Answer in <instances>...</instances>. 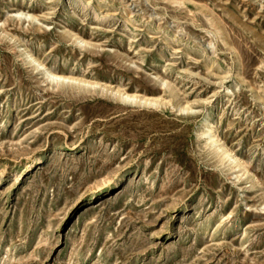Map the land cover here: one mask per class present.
<instances>
[{"label": "rangeland", "instance_id": "374dc122", "mask_svg": "<svg viewBox=\"0 0 264 264\" xmlns=\"http://www.w3.org/2000/svg\"><path fill=\"white\" fill-rule=\"evenodd\" d=\"M0 264H264V0H0Z\"/></svg>", "mask_w": 264, "mask_h": 264}, {"label": "bare ground", "instance_id": "6f19581e", "mask_svg": "<svg viewBox=\"0 0 264 264\" xmlns=\"http://www.w3.org/2000/svg\"><path fill=\"white\" fill-rule=\"evenodd\" d=\"M19 14L20 15H25V16H29L31 18H35L34 15L30 14V13H26V12H23V11H19ZM29 56L31 57V60L36 62L37 66H43V64L38 61L37 58H35L34 56H32L31 54H29ZM45 73H46V76L49 77L50 79L52 80H55L57 82H62V81H83L82 79H79V78H76V77H72V76H69V75H65V74H62V73H58V72H54L48 68H45ZM118 92L121 93V96L122 95H125L126 98H130V99H133V100H139V101H143L144 103H153V104H158V100L156 99H151V98H146L144 96H140V95H137L136 93H129L127 91H121L120 89L117 90ZM183 109H191V107L189 106H184ZM212 119V115L211 113H208V119L206 120L208 124L207 128H206V131L204 132V136H205V139L206 141L209 143V145H215V148L220 150L223 157L224 158H228V159H231L233 158L235 160V165L237 166H241L242 163H241V160L238 159L237 157H235L232 152L221 142V140L216 136V129H215V126L214 124L212 123L211 121ZM35 160V159H34ZM36 163L38 162H41L42 161V156L40 157H37L36 158ZM32 161H30L29 163H31Z\"/></svg>", "mask_w": 264, "mask_h": 264}]
</instances>
